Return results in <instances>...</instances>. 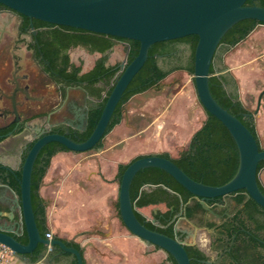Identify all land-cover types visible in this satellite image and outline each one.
Segmentation results:
<instances>
[{
  "label": "water",
  "instance_id": "95a60500",
  "mask_svg": "<svg viewBox=\"0 0 264 264\" xmlns=\"http://www.w3.org/2000/svg\"><path fill=\"white\" fill-rule=\"evenodd\" d=\"M0 2L42 21L137 40L141 43L139 54L128 63L127 45L114 42L110 50L109 62L115 64L122 61L120 65L122 73L108 97L99 122L88 138L82 140L59 133L43 136L29 151L23 165L20 179L21 194L18 195L9 186L0 185L14 195L13 203L6 204L10 212L8 214L0 212V216L4 217L2 223L0 222V245L24 257L22 258L24 264H56L54 259L46 261L44 257L47 256L44 253L38 256L45 259L39 263L26 258L33 257L28 255H33L39 244L58 250L56 256L68 253L76 258L77 264H85L83 253L78 248L68 246L58 237L48 238L41 235L32 203V175L35 161L42 148L50 142H58L75 152L89 151L96 147L106 133L128 86L147 62L151 47L158 42L180 39L189 35L199 36L195 51L194 75H190L203 107L216 116L234 138L239 151V168L230 181L216 186L191 178L171 159L158 154H147L134 160L125 170L120 184L118 182L117 205L119 202L124 227L142 242L158 246L171 254L178 264H191V258L185 248L187 243L180 236L171 237L152 230L136 215L137 206L131 198V185L137 173L149 167L163 169L172 175L183 187L199 197L203 208L217 219L221 216L216 214L206 201L220 197L227 200L242 189H245L249 196L264 208V193L259 186L262 170L258 172L259 163L264 160V150H260L258 140L250 129L216 100L209 83L211 66L226 33L237 23L246 19L258 20L262 24L257 27L264 28V6L247 5V0H0ZM254 31L237 46L225 51L223 57L238 50ZM179 46L185 49V55H189L188 47L184 43ZM74 56H84L86 66H91L98 59L99 54L94 53L89 47H80L74 52ZM263 94L264 91L259 96L256 110L253 114L250 113V116L259 113ZM88 122L87 118L84 119L81 128L85 129ZM107 142L108 135L103 141V146L108 145ZM169 154L173 156L170 152ZM139 155L144 154L136 153L122 163H128ZM3 165L12 168L11 165L4 163ZM16 211L19 213L17 222L26 228L29 239L27 244L11 235V233L17 234L12 225L16 223H14ZM182 213V211L178 213L176 232L180 231L178 224L183 218ZM117 214L119 215L118 207ZM151 220L154 223L156 221V219Z\"/></svg>",
  "mask_w": 264,
  "mask_h": 264
},
{
  "label": "flooded vegetation",
  "instance_id": "af4514ba",
  "mask_svg": "<svg viewBox=\"0 0 264 264\" xmlns=\"http://www.w3.org/2000/svg\"><path fill=\"white\" fill-rule=\"evenodd\" d=\"M74 40L75 31L30 17L0 2V167L7 170L4 174L8 181L19 178L29 151L43 136L59 133L86 140L90 135L89 122L85 129L81 126L84 119L89 121L91 109L100 107L104 97L108 95L110 85H107L106 81L109 71H105L97 81L94 75L85 79L80 76L78 78L75 75L76 67H81L80 74L83 75L94 68L97 60L91 66H86L84 56L75 57L74 52L78 48L89 46H74ZM94 53L99 54L98 58L107 56L105 67L111 68L114 79L121 75L122 61L111 64L110 51ZM172 55L167 60L162 57L159 59L165 69L187 65L188 55H185V49L177 45ZM220 68L221 65L218 66V69ZM238 94L240 96L239 89ZM253 113L254 111L251 112ZM51 143L53 142L46 145ZM3 163L11 165L12 168L4 166ZM260 181L264 184V168ZM0 185L9 186L4 183ZM235 196L233 194L232 198L227 200L209 199L210 208L221 216L220 219L212 216L207 210L198 213L192 220L183 215L187 226L196 231L203 229L209 234V249L215 257L205 252L209 258L205 261L206 264H264V226L261 227L258 222L252 220L246 221L245 226L242 225L241 228V237L237 238L233 234V240L229 237V231L221 228L226 224L233 227V231L240 225L234 217L244 206H237ZM13 198L14 195L6 187L0 186V212H10L6 204H12ZM177 216L179 219V215ZM18 219L19 213L16 211V223L12 225L17 234L11 235L27 244L29 239L26 228L17 222ZM258 219L260 224L264 225V216H259ZM3 220L4 217L0 216L1 223ZM210 224L214 226L210 227ZM178 232V236L187 244L199 247L195 242L196 235L192 243L189 231ZM40 245L43 244L38 247ZM42 253L47 256L44 257L46 261L54 259L56 264H67L64 255L56 256L58 250L55 248L50 250L45 247L40 254ZM26 258L34 263L45 260L43 257Z\"/></svg>",
  "mask_w": 264,
  "mask_h": 264
},
{
  "label": "trees",
  "instance_id": "16d2710c",
  "mask_svg": "<svg viewBox=\"0 0 264 264\" xmlns=\"http://www.w3.org/2000/svg\"><path fill=\"white\" fill-rule=\"evenodd\" d=\"M246 4L264 6V0H247ZM260 24L262 23L255 19L242 20L226 33L221 41L218 52L215 55L214 63L211 66L209 83L211 92L216 100L224 108L229 110V112L236 115L250 129L258 140L260 150H264L257 131L255 117L253 115H249L252 111L248 109L240 99L238 94V81L223 61V53L245 40ZM63 27L76 32V40L73 41L74 46L86 45L91 47L94 52L105 53L113 48L114 42L118 41L127 44V50H129L128 63H130L139 54L141 43L137 40L104 35L70 26ZM198 41V35H189L180 39L158 42L151 47L147 62L128 86L123 98L115 110L106 133L93 149H100L103 147L105 137L121 123L124 106L133 96L159 85V83L167 78L175 69H178L177 67L165 69L164 66L159 63V59L161 57L164 60L171 58L173 56L172 51L177 45L184 43L189 50L187 65L181 66L179 69H184L189 74L194 75L195 51ZM106 59L107 56L98 58L94 68L90 72L83 75L80 74V66L75 68V75L78 78L80 76L81 79H85L90 75H94L95 81L101 79L105 71H109V77L106 84L110 85V89L108 91V95L104 97L101 106L94 107L90 111L89 134L93 132L99 122L108 97L117 79L119 78L118 76L114 79V73L111 72V68L106 69ZM219 65H221L220 69H218ZM66 68L67 67H65V70ZM204 110L207 117L201 127L193 134L187 149L181 151L177 157H173L167 152L160 153L158 155L171 159L191 178L205 184L219 186L230 181L237 173L240 162L239 151L237 144L227 127L207 109L204 108ZM60 151L70 150L58 142L46 145L39 154L32 175L33 210L38 228L44 237H46L47 233H49V229L47 224L46 202L40 193V189L43 179L51 165L52 158ZM145 155L147 154L139 155L128 163H119L116 175L119 184L127 167L134 160ZM263 168L264 160L259 163L258 172H260ZM5 172H7V170L0 167V175H2L0 176V183L9 185L18 195H20V179L22 177V172L19 173V178H15L11 181L5 179ZM146 185L156 187L155 190L164 193L171 192L176 194L182 203V215H184L187 219L192 220L198 213L205 212V209L201 204V199L183 187L168 172L157 167L145 168L139 171L135 176L130 192L132 201L133 203H136L137 206V217L152 230L175 237L179 234V232H176L175 230L178 216L176 215V212H172L168 217L162 214L156 218L154 223L145 214H143L138 207L141 206L139 201L143 198L145 192L144 186ZM259 186L264 193V184L261 181H259ZM234 194L236 195L235 202L237 206L243 205L244 208H241L234 217V220L240 223L239 226L235 227V230L231 231L233 227L226 224L221 227L226 228L229 231V237L231 240H233V234H235L237 238L241 237V228L242 225L245 226L246 221L252 220L258 222L261 227L264 226L260 224L258 219L259 216H264V208L261 207L251 196H249L245 189L237 191ZM209 201L210 200H207L206 202L209 204ZM117 207L120 215L119 202ZM244 216L245 218H243ZM120 218L122 219L121 215ZM212 226H214V224H210V227ZM62 240L66 242L68 246L78 248L75 243L64 239ZM45 247L46 246L40 245L35 251V254L29 256L38 257ZM185 248L191 258V264H206L205 261L209 258L203 250L196 245L191 244H186ZM168 255L172 264H178L171 254Z\"/></svg>",
  "mask_w": 264,
  "mask_h": 264
},
{
  "label": "rangeland",
  "instance_id": "374dc122",
  "mask_svg": "<svg viewBox=\"0 0 264 264\" xmlns=\"http://www.w3.org/2000/svg\"><path fill=\"white\" fill-rule=\"evenodd\" d=\"M255 31L256 33L238 49L244 53L239 60L237 59L238 61L234 59L238 50L223 57L227 67L241 68L247 73L245 81V78L240 79L231 71L238 81L241 99L249 104L252 111L256 110L260 93L264 90V28L257 27ZM258 35L259 38H256ZM206 117L191 75L186 70L178 68L160 85L136 94L125 104L121 123L108 134V145L103 146L108 151L98 154L96 150L66 151L56 157L73 161L80 158H109L111 154L119 153L118 163L136 153L170 152L176 157L188 148L193 134L201 127ZM260 140L264 147V135H260ZM70 168L71 166L66 170ZM107 168L108 173L114 175L113 166L109 164ZM66 172L69 173V170ZM155 189L156 187L144 189L143 198L139 201L141 205L138 207L139 210L149 219H156L162 214L168 217L172 212L178 215L182 211L181 200L176 194ZM181 222L186 223L185 219ZM195 233L197 245L211 257H215L209 249L208 232L198 229ZM139 241L144 257L150 258L149 264H170L167 253L161 248L140 239Z\"/></svg>",
  "mask_w": 264,
  "mask_h": 264
},
{
  "label": "crops",
  "instance_id": "0c3cea01",
  "mask_svg": "<svg viewBox=\"0 0 264 264\" xmlns=\"http://www.w3.org/2000/svg\"><path fill=\"white\" fill-rule=\"evenodd\" d=\"M243 55L238 50L234 59L239 60ZM229 70L234 71L240 79L247 75L244 69L234 66ZM243 103L251 110L245 100ZM255 121L260 137L264 135V106L255 115ZM93 150H96V154L108 151L104 147ZM56 156L52 158L40 189L46 202L49 232L54 237L75 243L83 253L85 264H149L150 258L144 257L139 238L124 227L117 214L116 175L120 154H111L109 158H80L73 161ZM109 164L114 168V175L108 173ZM70 166L68 173L66 168ZM149 187L153 186L147 185L144 189ZM182 217L178 224L180 232L189 231L193 243L196 229L181 222L185 219ZM10 257H14L11 264H24L20 255ZM63 257H66L67 264H76L73 255L66 253Z\"/></svg>",
  "mask_w": 264,
  "mask_h": 264
},
{
  "label": "built area",
  "instance_id": "2783aa9c",
  "mask_svg": "<svg viewBox=\"0 0 264 264\" xmlns=\"http://www.w3.org/2000/svg\"><path fill=\"white\" fill-rule=\"evenodd\" d=\"M47 237L48 238H52L53 235L49 232L47 233ZM49 249L51 250L52 247L49 246ZM15 253H13L9 248H7L4 245H0V264H11V260L14 257H10L12 255H14Z\"/></svg>",
  "mask_w": 264,
  "mask_h": 264
}]
</instances>
